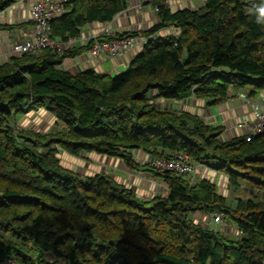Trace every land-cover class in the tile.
<instances>
[{
    "label": "trees",
    "instance_id": "trees-1",
    "mask_svg": "<svg viewBox=\"0 0 264 264\" xmlns=\"http://www.w3.org/2000/svg\"><path fill=\"white\" fill-rule=\"evenodd\" d=\"M19 1L0 0V12ZM159 1L157 22L121 34L146 41L129 60L123 55L116 74L62 66L90 42L0 64V264H264V132L221 139L223 126L158 104L192 98L212 107L233 97L230 88L264 93V25L249 11L260 0L192 8ZM128 2L67 0L52 34L77 39L84 25L110 22ZM39 111L56 131L22 128L20 117ZM59 150L120 159L167 190L139 195L118 173L67 168ZM169 152L224 174L233 205L205 174L191 183L137 159ZM215 212L238 236L211 226Z\"/></svg>",
    "mask_w": 264,
    "mask_h": 264
},
{
    "label": "crops",
    "instance_id": "crops-1",
    "mask_svg": "<svg viewBox=\"0 0 264 264\" xmlns=\"http://www.w3.org/2000/svg\"><path fill=\"white\" fill-rule=\"evenodd\" d=\"M37 0H21L18 3H15L12 5L9 9L4 10L0 12V64L6 62L10 56V48L11 45L14 41L25 37V35L28 33L32 26V21L30 20V14H29V9L32 3ZM132 3V4H131ZM136 0H129L128 2V9L123 15L115 16L110 22L102 23L98 26H95L94 24H86L81 28V31L79 33L78 38H85V37H90L91 34L94 32L100 33V37H105L106 34L103 32L102 27L106 25L108 27L109 32L112 33H124L127 31H137L139 29H144L147 26H149V20L146 19L144 20V17L146 18V14L148 11L146 8H150L149 12L152 14V7L146 2L148 5H143L140 10L134 8V5H136ZM131 4V5H130ZM141 14V15H140ZM143 16V17H142ZM156 18V16H155ZM150 21H153L150 19ZM149 23V24H148ZM133 26V28H132ZM89 42V39H86L82 41V44H86ZM137 51L136 50H130L125 52L124 54L126 55L127 60H129ZM120 59H114V58H108L107 56H101L100 59H94L91 61H87L85 58V54H79L75 57H72L70 59L64 60L62 66L69 69V70H80L83 68L87 67H92L95 68L96 70L100 72H104L110 75L118 73L122 68L125 67L126 64V59L124 57ZM240 91H244L242 89H235V88H230L229 89V94L232 95L233 97L229 98L226 102L220 103L216 105V114H212V116L207 117V110L204 112H199V111H190V109H186L189 112L195 113L200 115L204 120H206L208 125H214L215 126H223L224 127V132L221 134L222 139H230L232 137L238 136V135H247L246 130H241L240 128L236 127L233 128V125H229L228 119L233 118V119H239V121H251L252 120V115H251V110L250 107L247 105L242 104L240 100H238L236 97L237 93ZM253 99H258L261 101H264V94L261 93L259 94L258 97H255ZM194 99L188 98L185 101L182 102H166L163 99H160L158 104L160 106H163L165 108H170V109H177L181 110L184 108H181V105H191L194 103ZM200 106L201 102L198 103ZM207 108V107H205ZM207 109L211 110V107H208ZM185 110V109H184ZM203 110V109H201ZM200 110V111H201ZM227 116V119H226ZM213 123V124H211ZM233 130L235 134L231 132ZM240 130L242 132H240ZM145 158L146 160L148 159V155L143 154L142 156L138 155L137 159ZM112 159V161H115L114 167L118 168V166L122 165L124 169H128L124 163L120 159H115V158H109L107 156L97 157V160H99L100 163H105L107 160ZM92 171V170H91ZM100 171H114L112 170H100ZM134 173H141L143 171H138V170H131ZM145 172V171H144ZM215 172V171H213ZM149 174V173H147ZM120 175V174H119ZM150 175V174H149ZM131 174H129L127 177L121 175V178L125 179L124 181H127L129 183L132 181L130 179ZM133 177V176H132ZM158 179V178H157ZM140 184L137 183V186H133L134 188L138 189L140 192H137L139 195L142 196H148L150 193H154L156 189L158 188V185L156 182H150L149 180H145L142 178H139ZM145 182L146 184L143 185L142 182ZM136 184V183H135ZM166 188V187H165ZM167 190V189H166Z\"/></svg>",
    "mask_w": 264,
    "mask_h": 264
},
{
    "label": "built area",
    "instance_id": "built-area-1",
    "mask_svg": "<svg viewBox=\"0 0 264 264\" xmlns=\"http://www.w3.org/2000/svg\"><path fill=\"white\" fill-rule=\"evenodd\" d=\"M166 0H162L164 3ZM178 2L183 0H176ZM67 0H37L32 3L29 9L30 20L32 26L25 37L14 41L10 48V53L14 55L37 54L42 50H50L51 52H60L66 48L77 45L82 41L89 39L90 44L84 53L87 61L98 59L101 56L118 58L127 51L133 49H141L146 41L143 36L124 35L117 36L110 33L106 25L103 26V32L108 38L100 39V33H93L91 37L72 39L68 38L63 41L59 36L52 34L50 21L62 14L66 9ZM146 1L141 0L134 5V8L140 10ZM169 0H167V3ZM153 10H157V6L153 4ZM124 11L117 13L122 15ZM242 104L250 107L252 120L238 121L236 127L246 130V139L249 140L255 134L264 132V101L250 98L245 91H240L235 96ZM149 163L150 167L158 171L170 170L177 174L190 178L193 183L202 165L190 160L187 154L183 152H169L162 157H148L143 160ZM223 213L215 212L211 215L210 224L212 227L223 223ZM4 264H17L13 257H9Z\"/></svg>",
    "mask_w": 264,
    "mask_h": 264
},
{
    "label": "rangeland",
    "instance_id": "rangeland-1",
    "mask_svg": "<svg viewBox=\"0 0 264 264\" xmlns=\"http://www.w3.org/2000/svg\"><path fill=\"white\" fill-rule=\"evenodd\" d=\"M140 1L141 0H136V2H140ZM145 1L148 2L150 7H152V14L149 12L150 8H146V10H148V11L144 10V12H148V13L146 14V18L144 17V20L148 19L149 23L151 22L150 24H152L154 22H157L158 18H155V14H154V11H156V10H153V5L152 4H154V6H157V4H155V2H157L159 0H145ZM160 1H161V3H163L162 0H160ZM146 2L144 3V5L146 4ZM199 2H200L199 0H183V1H180V2H178L176 0H169V2L167 3V0H166V1H164L163 4L164 5H168L171 8L172 7L174 8V7H177V6H180V7L183 6V7L192 8V7H195L196 5H198ZM148 4H146V5H148ZM129 9H128V6H127L122 11H125V13H126L127 11H129ZM150 19L153 20V21H150ZM132 28H133V26H132ZM130 32H132V31H130ZM162 33L165 34V35H162L163 41L164 42L169 41L170 38H171V34H166L165 31H162ZM256 100H258V99H256ZM199 102H201L202 106H200L198 104ZM205 107H206L205 106V102L203 100L202 101H197L196 100V101H194V103H192L191 105L189 104L187 106L186 105H181V108L188 109V110L190 109V111H199V112L202 113V112L207 110V113H208L207 117H209V116L211 117L213 113L216 114V106H212L211 110L207 109L208 107L207 108H205ZM201 109H203V110H201ZM41 113H42V111H39L37 113L31 112V113H26L23 116H21L19 121L23 118V121L21 120L22 128L24 126H32L33 128L35 127V129L45 130V131H48V132L49 131H56L57 128L52 126L53 125L52 120L49 119V118H45L44 117L43 114L45 112L42 115H40ZM16 118H18V115L16 116ZM226 119H227V116H226ZM206 120H207V118H206ZM238 121H239L238 118L237 119H233V118H229L228 119L229 125H233L232 126L233 128H236V124H237ZM207 122H208V120H207ZM211 124H213V123H211ZM211 126H215V124L211 125ZM49 127H51V128L49 129ZM231 132L233 134H235V132L233 130H231ZM240 132H242V131L240 130ZM221 139H222V137H221ZM84 156H86V157H84ZM105 156L106 155H97V154H94V153H87V154H83L82 157H74V156L68 155L66 152H64L62 150L58 151V157L60 158L61 164H63L67 168H72V169H74L76 171L79 170V172L80 171L83 172V170H85L86 172H89V171L92 170V172H93L95 170L96 171H100V170H112V169H114V171H110V172L118 173V174L126 176V177L129 174H131V176H130L131 178L130 179H132V181H130L129 183H127V181H124V182L126 183V185L129 188H132L133 190H135L137 192H140V191L138 189L134 188L133 186L138 187L137 183L140 182L139 178H142V179H145V180H149L150 182H153V183L156 182V184L158 185V190H156V192H155L156 195H164L165 194L166 188L162 184V182L159 179H157V178L151 177L149 174H147L148 172H144L143 171L141 173H134L131 170L124 169V167L122 165L118 166V168L117 167L115 168L114 165H115V161L116 160L112 161V159L107 160L104 164L100 163L99 160H97V157H99V159H100L101 157H105ZM139 160H141L143 162V160H146V159L143 157L141 159H138V161ZM210 165L211 166H216L215 163H209V166ZM203 166L199 169V172L197 174V178H196L195 181L197 182L198 179H200L202 177H206L205 175H207V177L218 186V190L220 191V193L222 195H224L225 197H227L228 204L229 205L230 204L233 205V203H234L233 194H234V189L235 188L234 187H228V185H227V180H228L227 177L224 174L218 173L217 170L213 169L212 167L209 168V170H208V169H204ZM213 171H215V172H213ZM203 174H205V175H203ZM142 184L145 185L146 183L143 181ZM215 229L221 231L226 236L230 235L231 233L234 234V236L235 235L238 236V234L234 233L235 228L233 227L232 221L229 220V219H225L224 222L221 225L217 226ZM47 259L51 260V259H54V258H51V256L48 255Z\"/></svg>",
    "mask_w": 264,
    "mask_h": 264
},
{
    "label": "clouds",
    "instance_id": "clouds-1",
    "mask_svg": "<svg viewBox=\"0 0 264 264\" xmlns=\"http://www.w3.org/2000/svg\"><path fill=\"white\" fill-rule=\"evenodd\" d=\"M152 4V3H151ZM153 5V4H152ZM250 13L252 15L255 16V22L257 24H261V25H264V0H260V2L256 5H253L252 8L249 9ZM103 29V27H102ZM96 33V32H94ZM106 34V33H105ZM116 34L117 36H122L121 34L122 33H114ZM92 35V34H91ZM127 35V34H126ZM100 36V35H99ZM124 36V35H123ZM135 36H143V35H139V34H135ZM91 37V36H90ZM144 37V36H143ZM105 38H108V36L106 35L105 37H100V39H105ZM78 39V38H77ZM109 39V38H108ZM90 42V41H89ZM88 42V43H89ZM82 43H79L78 45H81ZM144 45V44H143ZM143 47V46H142ZM142 49V48H141ZM141 49H133V50H136V51H140ZM86 52V51H85ZM84 52V53H85ZM124 54H122L120 57L118 58H114V59H120L122 60L121 58L123 57ZM108 58H111V57H108ZM219 173V172H218Z\"/></svg>",
    "mask_w": 264,
    "mask_h": 264
}]
</instances>
